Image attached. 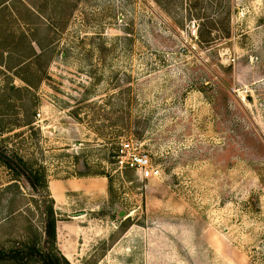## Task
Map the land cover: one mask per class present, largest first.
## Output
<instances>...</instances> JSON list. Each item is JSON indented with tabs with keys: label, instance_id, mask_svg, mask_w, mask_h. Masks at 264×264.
Wrapping results in <instances>:
<instances>
[{
	"label": "rangeland",
	"instance_id": "374dc122",
	"mask_svg": "<svg viewBox=\"0 0 264 264\" xmlns=\"http://www.w3.org/2000/svg\"><path fill=\"white\" fill-rule=\"evenodd\" d=\"M39 3L0 30V250L55 253L53 209L70 264H264V0ZM72 177L106 190L56 201Z\"/></svg>",
	"mask_w": 264,
	"mask_h": 264
},
{
	"label": "crops",
	"instance_id": "0c3cea01",
	"mask_svg": "<svg viewBox=\"0 0 264 264\" xmlns=\"http://www.w3.org/2000/svg\"><path fill=\"white\" fill-rule=\"evenodd\" d=\"M40 0H0V30L9 31L11 25H18L24 29L23 33H20L19 37H30V33L25 26L31 24L30 19L35 16L42 17V12L36 7L39 6ZM14 14V19H10L9 14ZM6 14V16H5ZM35 15V16H34ZM32 16V17H31ZM8 37L9 34L2 35ZM98 180V181H97ZM107 179L101 177L99 179H89L85 177L80 178H66L64 180H57L55 183L49 182V189L52 193V197L58 201V199H65L68 192L76 191H98L102 192L106 190ZM60 236V229L57 228ZM57 231V232H58ZM63 231V235L65 234ZM61 237V236H60ZM64 256L70 258L73 252L70 248H61ZM74 256V255H73Z\"/></svg>",
	"mask_w": 264,
	"mask_h": 264
},
{
	"label": "trees",
	"instance_id": "16d2710c",
	"mask_svg": "<svg viewBox=\"0 0 264 264\" xmlns=\"http://www.w3.org/2000/svg\"><path fill=\"white\" fill-rule=\"evenodd\" d=\"M0 161H3L10 168L15 169V167L12 165L11 162L12 160L3 154L1 149H0ZM35 180L37 181L39 180L37 173L33 177V184L36 182ZM50 212L51 213L46 223V234L50 239L52 249L55 250V253L51 251H42L36 246L31 245L24 250H20V249H11L8 251L0 250V261L15 260L17 262H20L21 264H29L31 263V260L38 259V262H41V264H62L61 261H63L65 264H70L66 256H64V254L60 251V249L57 246L56 220L53 215L54 214L53 209Z\"/></svg>",
	"mask_w": 264,
	"mask_h": 264
},
{
	"label": "built area",
	"instance_id": "2783aa9c",
	"mask_svg": "<svg viewBox=\"0 0 264 264\" xmlns=\"http://www.w3.org/2000/svg\"><path fill=\"white\" fill-rule=\"evenodd\" d=\"M117 169L133 171L140 179H154L162 174L158 165H153L151 157L138 141H121L112 156Z\"/></svg>",
	"mask_w": 264,
	"mask_h": 264
},
{
	"label": "water",
	"instance_id": "95a60500",
	"mask_svg": "<svg viewBox=\"0 0 264 264\" xmlns=\"http://www.w3.org/2000/svg\"><path fill=\"white\" fill-rule=\"evenodd\" d=\"M120 215L123 216L124 215V212H121Z\"/></svg>",
	"mask_w": 264,
	"mask_h": 264
}]
</instances>
